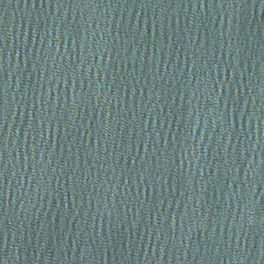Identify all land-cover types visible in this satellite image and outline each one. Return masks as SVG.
<instances>
[{
	"label": "water",
	"instance_id": "95a60500",
	"mask_svg": "<svg viewBox=\"0 0 264 264\" xmlns=\"http://www.w3.org/2000/svg\"><path fill=\"white\" fill-rule=\"evenodd\" d=\"M0 264H264V0H0Z\"/></svg>",
	"mask_w": 264,
	"mask_h": 264
}]
</instances>
